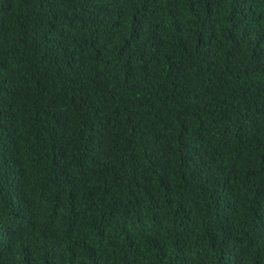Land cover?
Returning <instances> with one entry per match:
<instances>
[{
	"label": "trees",
	"instance_id": "obj_1",
	"mask_svg": "<svg viewBox=\"0 0 264 264\" xmlns=\"http://www.w3.org/2000/svg\"><path fill=\"white\" fill-rule=\"evenodd\" d=\"M0 264H264V0H0Z\"/></svg>",
	"mask_w": 264,
	"mask_h": 264
}]
</instances>
